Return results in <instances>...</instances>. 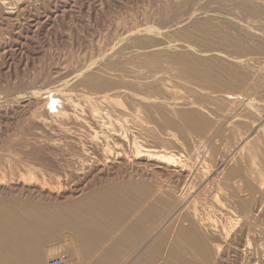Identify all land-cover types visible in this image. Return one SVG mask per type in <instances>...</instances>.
Here are the masks:
<instances>
[{
	"label": "bare ground",
	"instance_id": "6f19581e",
	"mask_svg": "<svg viewBox=\"0 0 264 264\" xmlns=\"http://www.w3.org/2000/svg\"><path fill=\"white\" fill-rule=\"evenodd\" d=\"M252 1H253L252 3L256 2L260 7L253 5L252 3H250L251 1L248 0H234V2H236V5L239 7L236 8L240 9V11H243L244 14L247 15V16L245 15L246 19L244 18L245 20L243 21H239L240 16L238 17L237 20V17L236 16L234 17V15L232 14H231L232 17H230L224 15L208 16L205 13H203L199 15L201 16L199 17V19L201 21H205V19H208L210 21L223 20L225 21V23L228 22L236 26L238 31L241 34H243L242 37L244 39L241 40L237 38H232L228 35H224L220 39V43L227 48L237 45L240 46V49L246 50L247 46L245 44L247 43V39L248 40L251 39L249 40L250 42L252 41V39H255L256 42L254 41L255 45L253 48V54H252L254 55L253 57L247 59L235 58L233 59L234 61H231L233 63L232 65L228 63L227 60H225L227 64L220 61L225 57V55L223 56L222 54L221 55L216 54L218 59L216 58L210 59V57L209 59L208 58L202 59L203 55L200 58H197L196 55H195L196 57L192 56L194 55L193 53L190 55V53L193 52L192 50L190 52L189 51L190 49L188 50L189 52H187L188 54L171 55L169 52L170 50L168 51L169 54L171 55L168 56V58L170 59V62H172V66H175V64L176 66H178L177 68L180 69L178 71L180 72L182 77H185L186 79L187 78L189 79L191 77V80L194 81L193 77L200 78L199 76L201 74L202 76H204L203 78L205 80L203 78H200V80L202 81L203 79L204 83L206 82V86L207 84L210 85V87L225 86L226 88L223 87L225 88V91L226 90H228L227 92L230 91V93L228 94L226 93V95L225 94L221 95L219 93V96L212 95V97L210 96L206 97L207 95H209L208 93L206 96L204 95L205 93L204 94L202 92L199 93L198 92L199 89L197 91L198 94L196 93V91H194L195 88L193 89L194 92L191 90L193 93L189 91V93L191 92L192 94H196V96H198L199 98L201 97L202 100L204 97H205L204 99L207 98L208 99L207 101L210 102V104L212 105L211 106L209 104L211 108L203 107V105L200 104V102L198 101L197 102L202 106L198 104L196 105L197 102H193L192 101L193 98L190 99L192 102L187 101L188 97L186 100L185 96L183 95L185 92L183 91L184 93L181 94L179 91L176 90L177 86H180L176 84L177 82L175 83L178 77L175 81H173L176 76H173L174 78H170L171 75L169 76L167 74L168 77H166V75H165L166 78L162 77L163 82L162 81L161 83L158 82L157 86L153 87L150 85L155 89L154 90L152 88L155 91V94L159 93L160 95L161 91L164 93L163 97L162 95L158 97L163 99L167 98V100L165 99V101H162L163 99L160 100L157 99V95L156 96L154 95L155 96L154 97L153 92H152L153 94L151 92L147 93L149 94L148 96L147 94L145 95L148 98L145 97L144 95L143 96L140 95L142 94L140 93L141 88H145V89L148 88L141 86V84L144 85L145 83L144 81H142L144 83L140 84L141 87L140 89L138 88L140 80L138 81V87L135 86V88L128 81V83H130L131 87H133L134 90L136 88L140 90L139 91L140 98L138 100L139 104L142 107H145L146 111L149 110V113L150 111L156 112L158 113V115H161L162 117L164 116V118L166 117L165 125L169 127L171 125L174 127L177 126L176 129L178 130L180 135L177 134V132L173 133L166 128L167 132L164 134L166 138H163L164 136L160 137L158 132H156L157 130L150 126V124L146 121V118H143L145 117L143 116V113L146 112L145 109L144 112L142 111L143 112L142 113L137 107H135L131 103L132 98L137 93L136 94L132 93L131 91H129L130 89L126 91L125 89H122L123 87L121 88V86L118 85L120 86L118 90V92L119 91L120 92L118 94H120L122 97H125L130 101V103H127V105L132 104L131 106H129L131 108L123 105L125 108L127 107V109H125L121 105L122 102L121 100H120L121 102H118V100L115 97H112L109 94L102 91V90L106 91V89H110L113 86L112 83L113 79L109 81L106 74H105L106 75L105 76L106 79H105L104 77H102L104 75L102 76L96 75L97 73L95 75L88 74L87 76H83L87 72V69L84 68L86 67V64L85 66H82L83 67L82 70L81 68H78V70L71 71L65 76L62 75L64 77L58 76L53 78L52 79L53 81L51 82L49 81L50 83L48 82V84H44L42 86L40 85V89L37 90L33 89L34 91L31 92H28V90H30L28 89L26 92L29 93L28 96L22 94L13 95V96L10 95L0 100V111L3 108H5L6 105L8 104H13V105L16 104L15 106L17 105L26 106L25 104L28 105L33 104L35 105L34 106L35 108L37 107V110L39 108H47L46 110H48L47 111L48 113L51 112L52 109L54 108L55 109L54 115H56L58 119L59 118L61 119L59 121H62L61 122L62 124H64L63 121L70 120V122L73 121L72 123L74 122L78 123L82 125V127L85 125L87 126V123H86V119L84 120L80 118L81 115L79 114L78 111L79 108H81V105L83 108V104H86L90 116L87 119L89 125L93 126L94 129L99 128L101 132L103 129L104 132L103 134L105 135L104 137H105L106 145L102 150L98 149L100 151L99 153L97 152L98 153L97 159L99 162L98 166L100 167L104 165L105 167L106 164L115 163L119 168L122 167L123 165H127L131 163L132 160L133 161L136 160L138 161L136 164H138V166H141V168L140 167L139 168L140 169L144 168L149 178L152 179L153 181L156 180V182L151 181L154 184L156 183L155 186H152L154 185L153 183L150 186L147 185L143 180L140 181V179H145L144 177H146V176L144 177L142 176L143 174H145V172L143 171L142 174V172L140 171L141 172L140 177L142 176L143 178L139 179V177L137 176L138 178L137 183L136 182L132 183L136 178V176H134L135 178H131L128 176L129 178L132 179L130 183L126 179L128 182V184L124 182L126 185L124 183H123L124 185L114 184L113 186L108 184L109 186L105 188H102L103 186L101 188L99 187V189L95 190L92 193H89L91 195H88V197H86L85 199L82 198L83 201L81 199H80L81 201L78 200L79 202L78 203L76 202L77 204H75L74 200H72L74 203L72 205H71V201L70 204H60L58 206L55 203L56 201L54 202L56 205L54 203L48 204V202L43 204L38 202V200L37 202H35L34 199H33L34 201H29L28 198L24 200L22 199V201L26 200L25 202H22L19 201L20 200L19 196L18 199L17 196L15 197L12 194L11 197L10 193L9 195H5V197L6 196L7 197L10 196V197L7 198L6 200L5 197L4 200L2 199L0 200V264H43L47 256L44 255L45 251H42L45 249L40 250L39 242L43 244L44 241L46 242V239L47 242L49 241V239L52 240L47 243V245L49 244L48 246H50V243L53 242V240H56L57 243L58 242L57 240L64 239V241L62 240L63 243L58 242V245L55 246L57 249L54 250L59 251L57 255L62 254L64 252L63 255H66V264L69 263L71 259L72 260L74 259L76 262V258L79 260L80 256L83 259H85L86 264H259L260 260L261 259L263 260L264 257V0H252ZM1 3H4V1H2ZM221 5H223V7L226 6L223 3H220V6ZM7 18H5V20L7 19V22L9 19L14 18L13 12L12 13L7 12ZM185 21H188V19ZM182 23H183L182 21L178 22L176 23V26L181 25ZM210 24H211L210 22H205L201 25L198 24L196 26L197 30L195 31V33L200 34V36L203 39L201 42H204L207 35L210 36L212 34V26H210ZM155 34L157 36V33ZM133 35H135V32ZM184 36L191 38L192 34L186 33L184 34ZM130 39L131 38L129 37V40ZM149 41L152 40L150 39ZM140 42L141 44L144 43L141 40ZM148 43L150 44L151 42ZM134 47L135 46H133L132 48ZM150 47L148 46V48ZM184 47L185 49L188 48V46L186 45ZM138 49L140 48L138 47ZM130 50L131 49L127 51V54L125 52L126 55H124L123 57L137 58L136 56H138L139 58V56L140 57L143 56V54L139 55V53H141L140 52L141 49L139 51L138 50L130 51ZM148 52H150V50ZM216 55L214 54V56ZM115 57L116 56H114V59ZM152 57L150 58L151 61L153 59ZM126 58L124 59L127 60ZM120 59L123 63L124 60H122V57ZM151 61H149L148 59L146 60V63H148L147 65L148 67L150 66L149 70L151 69L152 71L153 68L152 65H154L155 62L153 61L154 63H152ZM110 62H107L109 63V65L106 63L105 66L107 67L108 65L109 67H111ZM143 62L145 64V61ZM94 65L96 66V64ZM120 65H118V67ZM116 66L117 65L115 64L114 67L115 69H117ZM156 66L154 67V70L156 68L161 70L162 66L159 68L157 62H156ZM132 67H130L131 69L126 68V70H128L130 74L139 75V77L141 75L142 76L146 75L143 74V71L139 70L141 69V67L138 68L137 66L136 68L138 69ZM121 68L122 66H120L119 69L121 70ZM158 69L156 70L157 72ZM114 71L116 72L117 70H113V72ZM128 72L126 73L128 74ZM157 72H153V73H157ZM170 73L172 72H169V74ZM113 75L111 74V78ZM197 75L199 76L196 77ZM82 76L84 77L83 78L84 80L83 83L80 82V84L82 83V86L85 89H88L90 91H100V92H96V93L91 92L92 94L87 93L84 90H80L82 86L77 89L72 88L71 83ZM99 76L102 77V79ZM109 76L110 74L108 75V77ZM133 77L136 78V76ZM144 77L145 76H143L142 78ZM119 78H121V76ZM183 79L184 78H182L181 80ZM171 81H173V83H175V85L177 86L171 83ZM46 82L47 81H45V83ZM117 82L118 83L120 82L119 84H121L122 81L119 80ZM153 82L155 81L153 80L152 83ZM135 83L134 85H136ZM154 85L156 84L154 83ZM158 86L159 89L161 90L160 92L159 90H157L158 88H155ZM185 88L187 89V87ZM202 88L204 89L203 84H202ZM218 88L220 89L221 87ZM120 89H122L123 91ZM192 94L190 95L192 96ZM151 95L155 99H152L151 97L149 98V96ZM196 96L194 98H198ZM55 101L58 102V104L55 105L51 104V102L54 103ZM37 110L32 112L31 117L33 121H38L40 125H46L47 123L46 119L40 120V116L42 115V113L40 115L39 113L40 109L39 111ZM127 110L131 112L128 113ZM115 113H118V116L116 115L118 118L114 116ZM78 114L80 116H78ZM152 114H150V116ZM127 117L132 118L131 121L134 125V127L133 126L132 127L133 129H136L135 131H137L139 136L144 135L145 137L144 139L139 138L140 140L138 141V137H137L138 134H135L136 135V137H134L135 148L133 155L131 154L132 156H128L125 151L124 152L122 150L120 151V148L122 149V147H124L123 143L125 141L124 139L125 136L123 137L122 134L123 133L122 130L124 129V127H122L121 125L118 126V124L116 123V119L118 121H122L119 120L122 118L124 119L126 118L128 120L129 118ZM176 117L177 118L179 117L180 122H178L175 119ZM101 120L103 121L101 122ZM28 121L26 122L28 123ZM68 121L65 122L66 125ZM123 122L124 121H122V123ZM80 125H78V127ZM105 126H106V132L104 131ZM162 126L163 125H161V127ZM121 127L123 128L122 130ZM69 131L64 130L63 132L69 133ZM56 133L57 132H55V134ZM109 138L115 139L116 145L118 146L115 148V150L113 148L114 151L112 150L110 144L111 140ZM30 139L31 138H29V140ZM73 139L71 141L73 147L75 148L76 145L74 146V144L77 143H74L76 140L73 141ZM27 145H31V144L27 142ZM31 146H33V144ZM162 146L163 148H165V146L166 147L170 146V148L174 149L175 151L174 152L169 151L170 148L161 149ZM57 147L59 146L57 145ZM86 153L87 151L85 153L83 152V154H80L81 156H79V158L82 159L84 163L88 160L87 158L88 154ZM112 153L116 155L115 158V160H117L116 162L112 160V157L114 156ZM94 155L95 157H97V154ZM5 159L6 156L0 154V188L4 187L3 182L5 180L8 179L11 181V178L5 179V177L9 176L8 174H5L7 172H5L6 170L4 171V168L2 166V164L4 163L3 161ZM88 161H90V159ZM86 164L89 163H85L84 165ZM86 168H88L87 165ZM30 169H32L31 170L32 172L36 171V168L34 171H33L34 168H29V170ZM49 169L50 168L48 167V170ZM115 169H117V167ZM101 170L103 171L104 168L102 167ZM10 172L11 174H14L13 171H9V173ZM26 172L27 175L30 174L28 169ZM34 174H36V172ZM30 175L35 177L33 173H31ZM118 175L120 174L118 173ZM18 176L19 175L14 174V178L16 179L18 178ZM25 176L26 175L24 174L23 177L25 178ZM148 176L146 177L145 180L149 179ZM23 177L21 176V178ZM81 177L83 179V176ZM73 178L74 176L72 177V179ZM26 179L27 181L26 180L25 181L28 182L29 179L28 178ZM74 179L79 180V177L78 178L75 177ZM8 180L6 181L7 183L9 182ZM22 180L24 181V179ZM36 181L37 180H35V182ZM42 181H44V179ZM11 183L13 184L14 182L11 181ZM28 183L21 182L22 188L25 189L34 188L36 190L38 189V191L41 190L39 192L44 191V188H46V186L48 185V183H45L46 186L44 187L43 185L44 182H42L43 186H38L39 185L37 184L38 182L35 183V185H33L32 182L31 184ZM16 184L13 185V187L16 186L15 188H17ZM8 186L10 185L8 184ZM48 187L50 188L51 186ZM10 188L14 190V188L12 187ZM17 189H15V191ZM29 189L26 190L29 191ZM34 189H32V191ZM1 191L4 190L1 189ZM23 192L25 193L26 191L23 190ZM47 192H49L53 196L52 191L51 192L47 191ZM31 193L29 194L32 195ZM35 193L37 192H34V194ZM63 193L65 197V192ZM25 194L23 195V193L21 192V195H23V197L25 196ZM28 195L25 197H28ZM47 195L49 194L45 195L46 198ZM57 195L56 198L60 197L61 199L62 193ZM32 198L33 197H30L29 199L32 200ZM41 198L43 199V196ZM53 198L55 199V196H53ZM51 202L52 201H50V203ZM126 206H127V210H124V207ZM39 229L41 230L43 229L44 230L43 234L45 232V235H41L40 237L39 233H41L42 231ZM36 230H39L40 232ZM46 231L50 233L46 235L47 233ZM61 231L62 232L65 231L66 233L64 232L65 234L63 233L62 235ZM32 232H34V234ZM35 232H38L37 236H35ZM28 233H32V235L30 236V234ZM43 239L45 240L43 241ZM51 244H53L54 246L55 243L53 242ZM47 245L46 247L48 249ZM60 250H62V252ZM15 253L16 256L13 255ZM72 262L74 263V261ZM80 262L81 261H79V263Z\"/></svg>",
	"mask_w": 264,
	"mask_h": 264
},
{
	"label": "rangeland",
	"instance_id": "374dc122",
	"mask_svg": "<svg viewBox=\"0 0 264 264\" xmlns=\"http://www.w3.org/2000/svg\"><path fill=\"white\" fill-rule=\"evenodd\" d=\"M0 1L1 2L4 1V3L0 2L1 4H3V5L0 4V11H1L0 12V88H1L0 89V100L2 98L10 96V95L13 96V95L22 94V95L28 96L29 93H26L28 89H30V90H28V92L40 89V85L42 86L44 84H48V82L53 81L52 79L55 77H58V76L64 77L66 74L70 73L71 71L78 70V68H81V70H82L83 69L82 66H85V64H86V67H84V68L87 69V72L83 76H87L88 74L89 75H93V74L95 75L97 73L96 75H100V76L104 75V76H102L104 78L107 75V78L109 79V81L113 79V81L115 82L114 83L112 81V83H113L112 87L113 88L112 87L111 88L113 90L110 88V89H106V91L105 90H102V91L109 94L112 97H115L118 100V102L122 101L121 102L122 106L125 105V106L129 107L133 104L141 112L142 111L144 112L145 107H142L138 102V100L140 98L139 94L142 93L140 95L145 96L147 93L153 92L154 93V94L152 93L153 96L157 95V99H159V100L163 99V98L158 97L160 95H162V97L164 96V93L159 89V86L155 87V88H158L157 90H159V92L161 91L160 95H159V93L155 94V91H154L155 89L153 87L157 86L158 82L159 83H161V81L163 82L162 77H165V75H166V77H168V75L169 76L171 75L170 78H174L173 76H176L173 81H175L178 77V79L175 81V83L177 82L176 84H178L180 86L175 85V83H173V81H171V83H173L175 86H177L176 90L179 91L181 94H183L185 92L183 95L185 96L186 100L188 97L187 101H191L190 99L193 98L192 99L193 102L198 101V102H200V104L203 105V107L211 108L210 107L211 104H210V102L207 101L208 100L207 98L204 99L205 98L204 97L202 100L201 97L199 98L198 96H196V94H192V93L194 91H196V93H197V91L199 89V91H198L199 93L200 92H202L203 94L205 93L204 94L205 96L208 93L209 95H207L206 97H208V96L212 97V95L219 96V93L221 95L222 94L226 95V93L228 94V93H230V91L229 92H227L228 90L225 91V88H226L225 86H223L225 88H223L222 86H218V87H221L220 89L217 86L216 87H214V86L210 87V85H208V84L206 86V82L204 83V81H203L204 76H202L201 74H200V76L197 75L196 77L199 76L200 78H203L202 81L200 80V78H195V77H193L194 81L191 80V77L189 79L187 78L188 79L187 80L185 77L181 76L180 72L178 71L180 69L177 68L178 66H176V64H175V66H172V62H170V59L168 58V56H171L174 54H188L187 52H189V51L191 52V50L193 52H191L190 55L193 53L194 55H192V56L196 55L197 58H200L203 55L202 59H205V58L209 59V57H210V59H215V58L218 59L217 55L222 54L223 56L225 55V57L220 61L224 62L226 64L228 62L232 65H233V63L231 61H234L233 59H235V58L247 59V58H251L254 56L252 54H253V48L255 45V43H254L255 39H252L253 42L249 41L251 39H249V40L247 39V43L245 44L247 46L246 50L240 49V46H237V45L227 48L220 43V39L224 35H228L232 38H237V39H241V40L244 39L242 37L243 34H241L238 31L236 26H234L228 22L225 23V21H223V20H214V21L212 20V21H210L208 19H205V21H201L199 19V17H201L199 15L205 13L208 16H210V15L223 16L224 15V16H230V17H232L231 16V14H232V15H234V17L235 16L237 17V20H238V17L240 16L239 21L245 20L246 14H244L243 11H240V9H238L239 7L236 5V2H234V0L233 1L232 0H24V1H22V0H8V1L7 0H0ZM248 1H251L250 3L253 2L252 0H248ZM220 3H223L226 6L225 7H223V5L220 6ZM255 3H252V4L260 7L257 3L256 4ZM236 7H238V8H236ZM228 8H229V10H228ZM7 12H11V13L13 12V15H14V18L9 19L10 21L8 20V22H7V19H8L7 18ZM5 18H7V19L5 20ZM187 19H188V21H185ZM206 20H208V21H206ZM181 21L183 23L181 25H178L179 27L176 26V23L181 22ZM205 22H210L212 24V25L210 24V26H212V34L210 36L207 35L204 42H201L203 40L202 37L200 36L199 33H195V31L197 30L196 26L198 24L201 25ZM138 28H139V30H138ZM146 30H148V31H146ZM151 31H154V32H151ZM134 32H135V35H133ZM152 33H153V35H152ZM155 33H157V36ZM186 33L192 34V37L191 38L185 37L184 34H186ZM147 34H148V36H147ZM129 37L131 38L130 40H129ZM121 39H123V40H121ZM150 39L152 41H149ZM118 40H119V42H118ZM126 40H128V41H126ZM140 40L143 41L144 43L142 42L143 44H141ZM175 40H177V41H175ZM120 42H121V44H120ZM148 42H151V43L149 44ZM145 43L148 45H146ZM185 45L188 46V48L186 47L187 49H185V47H184ZM133 46H135V47L132 48ZM148 46L149 47L151 46L150 48H152L153 50L148 48ZM128 47H130V48H128ZM138 47L141 49V51H140L141 53H139V55L143 54V56H141L142 58L140 56H139V58H138V56H136L137 58H135V57H133V58L132 57H130V58L129 57H127V58L123 57L124 55L127 54V51H129V49H131L130 51H132V50H136V51L138 50L139 51L140 49H138ZM158 47H160V48H158ZM108 48H110V49H108ZM123 48H124V50H123ZM145 48L146 49L148 48V49L146 50ZM161 48H163V49H161ZM172 48H173V50H172ZM108 50H109V52H108ZM149 50L151 53L148 52ZM168 51L170 52L171 55L169 54ZM209 51H210V53H209ZM121 52H122V54H121ZM125 52H126V54H125ZM152 52L155 54H153ZM161 52L164 55H162ZM214 54L215 55L217 54V55L214 56ZM103 55H105V56H103ZM99 56H100V58H99ZM114 56H116L115 57L116 60L114 59ZM117 56H119V57H117ZM145 56H146V58H145ZM121 57H122V60H124L123 63L120 59ZM147 57H149V58H147ZM151 57L153 59L155 57L156 60H158V59L160 60L161 58L162 59L160 61L158 60L159 61V63H158V61H156L155 59H154L155 61L153 59L151 61V59H150ZM228 57H229V59H228ZM124 58H126L128 60V62ZM134 58L136 59V61ZM97 59H98V61H97ZM111 59H113V60H111ZM119 59H120V61H119ZM129 59H131V60H129ZM145 59L146 60L149 59V61H151L152 63L155 62V64L152 65V67H153L152 71H151V69L149 70L150 66L149 67L147 66L148 63H146ZM102 60H104V61H102ZM110 60H111V62H110ZM225 60H227V62ZM130 61L133 63H131ZM143 61H145V64ZM168 61H169V63H168ZM107 62H110L111 67L108 66L109 63H107ZM115 62H117V63H115ZM156 62H157V65H159L158 66L159 68L162 66L161 70H159L158 68H156L154 70V67L156 66ZM106 63L108 64L107 67L105 66ZM94 64H96V66ZM115 64L117 65L116 66L117 69L114 68ZM120 64H122V65H120ZM130 64H132L133 67ZM118 65L122 66V68H121L122 71L119 69L120 66L118 67ZM149 65H150V63H149ZM173 65H174V63H173ZM92 66H94V67H92ZM137 66H138V68L141 67L142 70L141 69H139V70L143 71V74H146V75H143V76H145L144 78H142L143 77L142 75L140 76L141 77L140 78L139 75L130 74L128 72V70H126V68H128V69L130 67L136 68ZM87 67H89V68H87ZM108 68L110 71L108 70ZM112 68H114V69H112ZM138 68H136V69H138ZM176 68H177V70H176ZM118 69L120 70V72ZM157 69H158V72L156 71ZM113 70H117V71L113 72ZM91 72H92V74H91ZM126 72H128V74ZM144 72H146V73H144ZM153 72H157V73H153ZM169 72H172V73L169 74ZM116 73H117V75H116ZM147 73H148V76H147ZM109 74H110V76H109L110 78H111V74L112 75L114 74L111 79L108 77ZM162 74H163V76H162ZM62 75H64V76H62ZM153 75H155V76H153ZM83 76L76 79L77 81L74 80V82L71 83V87L76 88V89L81 87L83 80H84ZM115 76H117V77H115ZM120 76H121V78H119ZM133 76H136V78ZM102 77H100V78L102 79ZM130 78H131V80H130ZM179 78H180V80L182 78H184V79L181 80L182 81L181 82L179 80ZM118 79L123 82V83L121 82V84H123V85L119 84L120 82L119 83L117 82V81H119ZM132 79H134V80H132ZM196 79H199V80H196ZM153 80L155 82L152 83ZM45 81H47V82L45 83ZM125 81H127V82H125ZM128 81L131 83V85L134 88H135V86L138 87V81H139L140 82L139 87H138L139 89L141 88L140 84L145 82L144 85L141 84V86L142 87H148V88H146V89L141 88V91L136 88L138 91L137 92L136 89L134 90V88L131 87V85H130V83H128ZM142 81H144V82H142ZM156 81H157V83H156ZM179 81H180V83H179ZM190 81H191V83H190ZM196 81H198V82H196ZM80 82H82V83L80 84ZM134 83L136 85H134ZM154 83L156 85H154ZM183 83H184V85H183ZM202 84H203L204 89L202 88ZM118 85H120L121 88L123 87L122 89H125L126 91H128V89H130L129 91H131L132 93H134V94L137 93L132 98V101H131L132 104L131 105L130 104L127 105V103H130V101L128 99H126L125 97H122L120 94H118L120 92V91L118 92V90L120 88V86H118ZM150 85L153 87H151ZM181 85H183V86H181ZM196 85H198V86H196ZM32 86H34V87H32ZM178 87H179V89L181 87V89L179 90ZM185 87H187V89L188 88L189 89L187 90ZM194 88L197 90H195ZM201 88L203 89V91ZM122 89H120V90H122ZM193 89H194V91H193ZM80 90H84L87 93L100 92V91H90L88 89H85L83 86L80 88ZM139 91H140V93H139ZM189 91H191L192 93L191 92L189 93ZM215 93H217V94H215ZM231 93H232V91H231ZM190 94H192V96ZM148 95L149 94H147V96ZM147 96H145V97H147ZM153 96L151 95V96H149V98L151 97L152 99H155L154 98L155 96L154 97ZM195 96L198 98H194ZM165 99L167 100V98H165ZM165 99H163L162 101H165ZM198 102L196 103V105L197 104L200 105ZM51 104L55 105V104H58V102H56V101L54 103L51 102ZM206 104H208V105H206ZM8 105H6V107L3 108L4 110L2 109L0 111V154L6 156V159H5L6 161L4 160L3 161L4 163L2 162L3 163L2 166L4 168V171L6 170L5 172H7L5 174H8L9 176L13 175L12 177L5 175V176H7V177H5V179L11 178V181H13L14 183L12 184L11 181L8 179H7L9 181L8 183L6 182L7 180H5L3 182L4 187L0 188V193H1L0 197H2V198H0V200L1 199L4 200L5 195H9V193H10V195L12 194L15 197L17 196V198L19 196V198H20L19 201H22V199L24 200L26 198H28L29 201L35 200V202H37V200H38V202L43 203V204L47 203V202H48V204H53L56 201L55 203L58 206L60 204H70V201H71V205H72L74 203L77 204L79 202L78 200H80V199L82 200V198L85 199L86 197H88V195H91L89 193L94 192L95 190L99 189V187L101 188L103 186L102 188H105L109 185L113 186L114 184H118V185L119 184L124 185L125 183L128 184V182L129 183L131 182V180H132L131 178H135L134 176H136V178H135L136 181L134 179V181L132 183H135V182L137 183V181H138L137 176L139 177V179L143 178L144 176H146V177L148 176L146 174V170H144V168L140 169L141 166H138V164H136L138 162L136 160L135 161L132 160L131 163H129L127 165H123L126 168L123 166L118 168L117 164L114 163L117 160H115L116 155H114L113 153L112 154L114 156L112 155L113 156L112 160L114 161L113 163L115 165L110 163V164H106L105 167H104V165L100 166V167L98 166L99 162H98L97 158H98V153L100 152L99 150L100 149L102 150L106 145L105 137H104L105 135L103 134L104 133L103 129L101 132V130L99 128L94 129L93 126L89 125L87 119L90 116H89V112H88V108H87L86 104H83V108L81 105V108H79V111H78L79 114L81 115L80 116L78 114V116H80V118H82L84 120L86 119L87 126L85 125L83 127H82V125H80L78 123H75V122L72 123L73 121L70 122V120L69 121L65 120V121H63L64 124H62L61 123L62 121H59L61 119L60 118L58 119L56 117V115H54V113H55L54 108H53L54 111L52 109V111L48 113L47 112L48 110H46L47 108H39L40 109V111H39V109L37 110V107L35 108L34 107L35 105H33V104L32 105L25 104L26 106L19 105L20 107L18 105H17L18 107L15 106L16 104L15 105L8 104ZM202 105H200V106H202ZM50 106H52V105H50ZM129 108H131V107H129ZM125 109H127V107ZM36 110L39 111L40 115H41V113H42V115H44V116H42V115L40 116V120L46 119V122H47L46 125H40L38 123V121H33L31 115H32V112L36 111ZM127 111H128V113L131 112L129 110H127ZM145 111H146V109H145ZM150 114H152V115L150 116ZM116 115L118 116V113L114 114V116H116ZM143 116H145L143 118H146V121L150 124V126L157 130L156 132H158L160 137L164 136V134L167 132V129L173 133L177 132V134H179L178 130L176 129L177 126L174 127L171 125L169 127V126L165 125L166 117L164 118V116L162 117L161 115H158V113H156V112L150 111V113H149V110L144 112ZM53 117L56 121L53 119ZM127 118H129V117H127ZM123 119L124 118L119 119V120L124 121L123 123H122V121H118L116 119V123L118 124V126L121 125L122 127H124V129L121 127V130L123 129L122 130L123 133L122 132L121 133L123 134V137L125 136V138H124L125 141L123 143L124 147H122V149L120 148V151L121 150L123 152L125 151L128 156H132L133 152H134V148H135L134 147V144H135L134 143L135 142L134 137H136L135 134H138V133H137V131H135L136 129H133L134 125L131 121L132 120L131 117L128 120L125 118L126 121H125V119L124 120ZM175 119L178 122H180L179 117L178 118L176 117ZM26 121H28V123ZM66 121H68L67 125L65 123ZM102 121L103 120H101V122ZM118 122H120V123H118ZM60 124H61V126H60ZM78 125H80V126L78 127ZM161 125H163L162 126L163 128L161 127ZM53 128H54V130H53ZM104 129H105L104 131L106 132V126ZM64 130L65 131L70 130V131H69V133H67V132H63ZM18 132L19 133L21 132V133L19 134ZM55 132H57V133L55 134ZM70 132H72V133H70ZM73 132H75V133H73ZM65 133H66V135H65ZM85 135H87V136H85ZM141 136H139V134L137 135L138 141L140 139L145 138L144 135L142 136L143 138ZM29 138H31V139L29 140ZM163 138H166V137L164 136ZM72 139H73V141L76 140L74 142V143H77V144H74V146L76 145L75 148L73 147V144L71 141ZM109 139L112 141L111 142L109 140L111 147H112V150H113V148L115 150V148L118 147L116 145L115 139H112V138H109ZM13 140H15V141H13ZM85 140H86V142H85ZM27 142L31 145L33 144V146L27 145ZM114 142H115V144H114ZM34 144L35 145L37 144V145L35 146ZM15 145H16V147H15ZM57 145L59 147H57ZM23 146H24V148H23ZM14 148H16V149H14ZM77 148H78V150H77ZM80 148H82V149H80ZM129 148H131V149H129ZM165 148L166 149L170 148V146H168V147L165 146ZM165 148H163V146L161 147V149H165ZM84 149H85V151H84ZM171 149L172 148H170L169 151H172V152L175 151L174 149H172V150ZM95 150H96V152H95ZM16 151H18V152H16ZM86 151H87L86 154H88L87 158H88V160L90 159V161L87 160L85 162V163H89V164H86L88 168H86V165H84L85 163L82 161V159L79 158V156H81L80 154H83V152L85 153ZM40 154H41V157H40ZM94 154H97V157H95ZM78 158L81 160V163H80V160ZM82 162H83V164H82ZM48 167L50 168L49 170H48ZM102 167L104 168L103 171L101 170ZM116 167H117V169H115ZM29 168H34L33 171L36 168V171H35L36 174H34L35 172L31 171L32 169L29 170ZM42 168H44V169H42ZM27 169L30 172V174L33 173V175L35 177L30 175L29 173H28L29 175H27V172H26ZM40 170H42V171H40ZM54 170H55V173H54ZM77 170H79V171H77ZM131 170H133V171H131ZM9 171H13L15 175H19V176L21 175L23 177L25 174L26 176H25V178L24 177L21 178V176H20V178H21V181H20L19 176H18V178H17L18 180H17L16 178H14V174H11V172L9 173ZM129 171H131L132 173ZM140 171L142 172V174H143V171L145 172V174H143V175L141 174L143 177L142 176L140 177V173H141ZM40 173L41 174L43 173V174L41 175ZM53 173H54V175H53ZM118 173L120 175H118ZM138 173H139V175H138ZM130 174H131V176H130ZM132 174H133V176H132ZM72 175L74 176V178L79 177V180L74 179V178L72 179V177H73ZM59 176H60V178H59ZM81 176H83V179ZM128 176L131 178H129ZM37 177H38V179H37ZM41 177H44V178H41ZM63 177H64V179H63ZM146 177H144V178L146 179ZM26 178L29 179V181H28L29 183L26 182L27 181ZM94 178H96V179H94ZM148 178H149V176H148ZM22 179H24V181ZM33 179H34V181H33ZM43 179H44V181H42ZM45 179H46V181H45ZM126 179L128 180V182ZM145 179H140V181L143 180L149 186L153 182H156V180L153 181L150 178H149L150 180L149 179L145 180ZM14 180H17V181H14ZM35 180H37V181L35 182ZM80 181H81V183H80ZM151 181H153V182H151ZM16 182H17V184H16ZM18 182H19V185H18ZM21 182L22 183L25 182L28 184H31V182H32L33 185H35V183L38 182L37 183V184H39L38 186L44 185V187L46 186L45 183H48V185L46 186V188H44V191H42L44 193L39 192L41 190L38 191V189L36 190L34 188H30V189L26 188L27 190L29 189V191H30L29 192L25 188H22ZM40 182H41V185H40ZM42 182H44L43 185H42ZM8 184L10 186H8ZM15 184L17 185L18 189L15 188L16 186L13 187V185H15ZM155 184L152 186H155ZM48 186H51L52 188H55V189H52L51 187H50L51 188L50 189ZM10 187L14 188V190L11 189ZM4 188H6V189L8 188V189L6 190ZM21 188H22V190H21ZM1 189H3L4 191H7V192L1 191ZM15 189H17V190L15 191ZM32 189H34L33 190L34 192H37V193L39 192V193L34 194ZM59 189H60V191H59ZM8 190H9V192H8ZM23 190L26 191L25 192L26 194L23 192ZM56 190L58 193L56 192ZM61 190L63 192H65V197H64V193ZM14 191H15V193H14ZM47 191H50V192L52 191L53 192L52 194H53V196H55L56 200ZM85 191H87V192H85ZM21 192L23 193V195L25 194V196H27L29 193L32 192L31 193L32 195L29 194L28 197H25V196L23 197V195H21ZM27 192H28V194H27ZM55 193H57V194L62 193V195H61L62 200L60 199V197L56 198L57 194H55ZM2 194H3V196H2ZM44 194L45 195L49 194V195H47V198H49L50 200L47 199ZM12 195H11V197H12ZM42 196H43V199L45 200V202L41 198ZM57 196H59V195H57ZM9 197L6 196L5 200ZM30 197H33L32 200L29 199ZM10 199H12V198H10ZM39 200H41V201H39ZM72 200H74V203ZM25 201H22V202H25ZM50 201H52V202L50 203ZM124 205H125V203H124ZM127 206L124 207V210H127ZM128 209H129V207H128ZM39 230H41V229H39ZM39 230H36V231H39ZM41 231L42 232L39 233L40 237H41V235H45V232L43 234L44 230L42 229ZM46 232H47L46 235L48 233H50L48 231H46ZM64 232L61 231L62 235ZM32 233L34 234V232H32ZM32 233H28V234H30V236H31ZM37 234H38V232H35V236H37ZM44 240L45 239H43V241ZM62 240L64 241V239L57 240V241L63 243ZM50 241H52V240L49 239L48 242H50ZM48 242H47V239H46V242L45 241L43 242V244L39 242L40 250L45 249L42 251H45L44 255L47 256V257L45 256L46 258H45V261L43 264H48L49 260L52 257H54L55 255H57L59 252L58 250H54V249H57L55 246L58 245V242L56 243V240H53V242L55 243L54 246H53V244H51L53 242L50 243L51 247L48 246L49 244L47 245ZM46 245L48 246V249H47ZM44 246H45V248H44ZM60 251L62 252V250H60ZM13 255L16 256V253ZM72 261H74V263ZM79 261H81L80 263H82V264L83 263L86 264L85 259H83L81 256H80L79 260L76 258L77 263L75 262L74 259L73 260L71 259V261L67 264H70V263L80 264ZM262 261H264V257H263V260L262 259L260 260L259 264H261V263L264 264V262H262Z\"/></svg>",
	"mask_w": 264,
	"mask_h": 264
},
{
	"label": "built area",
	"instance_id": "2783aa9c",
	"mask_svg": "<svg viewBox=\"0 0 264 264\" xmlns=\"http://www.w3.org/2000/svg\"><path fill=\"white\" fill-rule=\"evenodd\" d=\"M48 264H66V255L59 254L54 257H52Z\"/></svg>",
	"mask_w": 264,
	"mask_h": 264
}]
</instances>
